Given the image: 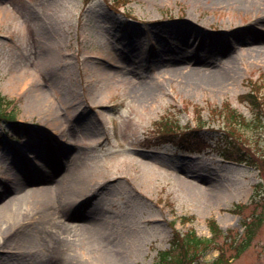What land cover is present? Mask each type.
<instances>
[{
  "label": "rangeland",
  "instance_id": "374dc122",
  "mask_svg": "<svg viewBox=\"0 0 264 264\" xmlns=\"http://www.w3.org/2000/svg\"><path fill=\"white\" fill-rule=\"evenodd\" d=\"M114 1L0 0V96L27 125L0 120V208L26 196L0 220V264H156L174 228L209 238L213 222L188 264H264V130L232 128L259 172L155 128L200 118L212 140L227 103L252 118L238 97L264 84L247 43L264 0ZM169 49L202 63H166Z\"/></svg>",
  "mask_w": 264,
  "mask_h": 264
},
{
  "label": "trees",
  "instance_id": "16d2710c",
  "mask_svg": "<svg viewBox=\"0 0 264 264\" xmlns=\"http://www.w3.org/2000/svg\"><path fill=\"white\" fill-rule=\"evenodd\" d=\"M242 100L248 103L251 111L254 113L255 119L251 121L252 124L250 125H261V127H263L264 118L262 115H264V93L260 94L258 92H255L254 90H250V92L242 97ZM4 104V99L0 97V119L7 122H13V124H15V117L13 116V114L2 113ZM157 127L158 129H160V133H162V136H174L175 134L179 135L180 132H184L185 135L188 134H186V131H181L182 128L179 126V124H176L175 122L167 118H164L161 122L157 123ZM217 146L219 147V143L217 144ZM215 232L218 233V229H216ZM210 242V239H201L197 237L194 232L187 233V235L180 237L179 232L176 231L171 242V249L160 253L157 264H169V262L173 260V251L175 250L179 251L180 253L182 252L178 262H180V264H183L190 257L188 251L190 246L198 247L202 244L208 245Z\"/></svg>",
  "mask_w": 264,
  "mask_h": 264
},
{
  "label": "bare ground",
  "instance_id": "6f19581e",
  "mask_svg": "<svg viewBox=\"0 0 264 264\" xmlns=\"http://www.w3.org/2000/svg\"><path fill=\"white\" fill-rule=\"evenodd\" d=\"M263 33V34H262ZM261 35L264 36V32H261ZM261 35H259V33H255L253 35H250V39L248 38V42L250 43V45L252 44H260L258 46H254L256 47L257 50H264V37H262ZM193 37H195L194 35H192L189 39L192 40ZM202 45H206L205 43H203ZM167 54L169 55V60H165L164 62L166 63H173V65H190L193 63H199L202 58H200L199 56H196L194 53H188V51H183L180 49H169L166 50ZM136 56H143L144 53L141 50H137L136 51ZM202 63V61H201ZM234 64V63H233ZM235 73H237V70H235ZM226 81V78L221 79L219 82L224 83ZM27 83H22L20 88L22 89L24 86H26ZM18 187L22 190V186ZM14 189H16V187L14 186ZM23 199V202H22ZM26 201V196L25 195H17L16 197L12 198L10 201H8L7 203H5L1 208H0V220L1 222L4 223H8L11 221V219L13 218V212L17 211L18 213L22 212L20 211V208L22 206H24V202ZM15 208V210H13Z\"/></svg>",
  "mask_w": 264,
  "mask_h": 264
}]
</instances>
